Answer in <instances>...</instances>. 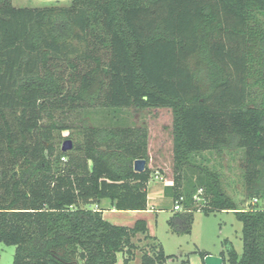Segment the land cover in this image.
<instances>
[{
  "label": "trees",
  "instance_id": "obj_1",
  "mask_svg": "<svg viewBox=\"0 0 264 264\" xmlns=\"http://www.w3.org/2000/svg\"><path fill=\"white\" fill-rule=\"evenodd\" d=\"M89 108L170 109L164 194L183 198L170 232L190 234L199 209L233 210L243 253L226 240L224 264H264V0H0V242L16 247L13 264H117L119 253L134 264L143 239L139 264H167L145 220L115 225L91 207L109 198L148 209L152 171L134 169L150 159L147 128L85 122L71 150L58 145L56 132L72 127L55 111ZM233 150L243 152V209L196 162Z\"/></svg>",
  "mask_w": 264,
  "mask_h": 264
},
{
  "label": "rangeland",
  "instance_id": "obj_2",
  "mask_svg": "<svg viewBox=\"0 0 264 264\" xmlns=\"http://www.w3.org/2000/svg\"><path fill=\"white\" fill-rule=\"evenodd\" d=\"M16 6L24 7H42L48 3H40L36 0H15ZM50 4V3H49ZM68 4V3H64ZM56 119L60 126L72 127L64 129L59 133L58 145L62 148L64 141L71 140L75 144L78 136L76 134L77 127L82 123H89L97 126L116 124L112 118L117 119L119 123L130 126L146 127L148 132V152L150 159L147 166L151 169V178L148 183L150 191L156 194L159 188L164 185L173 184V143H172V123L173 117L168 108H146L139 112L135 109H122L114 113L109 109H78L75 111H55ZM48 119L44 123H48ZM73 133V134H72ZM243 152L233 150L224 152L222 155L217 153L199 154L196 156V162L207 166L210 170L220 175L222 189L240 208H246L248 202L244 197L243 189ZM147 186V191H148ZM204 190H198L195 194L196 206L201 208L204 200ZM168 203L171 204L170 199ZM264 206V201L260 202ZM157 220L154 219L157 240L156 244H160L166 255L172 256L167 264H181L183 259L190 258V262L200 263V255L197 251H207L212 254L220 255L221 252L227 251L225 241L231 242L239 255L243 253V242L241 239L242 224L237 219L233 210L217 211L206 215L201 209L194 213V223L190 234H173L169 230L168 220L172 211L170 207H163ZM92 207V206H91ZM150 234V233H149ZM149 241H137L139 250L136 252L134 264L140 263V257L144 250L147 249ZM16 247L6 245L0 242V264H13ZM194 259H191V258ZM228 262L226 261V264ZM117 264H124L122 253L118 254Z\"/></svg>",
  "mask_w": 264,
  "mask_h": 264
},
{
  "label": "crops",
  "instance_id": "obj_3",
  "mask_svg": "<svg viewBox=\"0 0 264 264\" xmlns=\"http://www.w3.org/2000/svg\"><path fill=\"white\" fill-rule=\"evenodd\" d=\"M28 1H31V0H28ZM36 1L40 3L42 2V3H48V4L49 3L51 4L54 2H60L61 4H64L65 2L68 3L64 5H69L71 2V0H36ZM14 3H15V0H13V4ZM16 7H20V6H16ZM24 7H29V6H24ZM166 186L164 185V187L162 188L160 187L159 190H157L156 194H154V192H151L149 190L150 186H148L149 204H148V209L146 210H119L115 207V204H114L115 202L109 198L102 199L98 204L92 205V208L100 209L102 211L104 219L115 225L133 226L137 222V220L143 219L147 222L150 235L157 238V230H156L154 219L157 220L160 214V210H163V208L160 207V204L165 205L163 207H170V211H172V214L170 215V217L175 212L174 203L172 199L166 197L164 194V189ZM169 199L171 201V204L168 203ZM247 205H249V203H247ZM188 259H189V264H193L190 262L191 261L190 258ZM191 259H194V258L192 257ZM200 260H201L200 263L197 262L195 264H205L202 258Z\"/></svg>",
  "mask_w": 264,
  "mask_h": 264
},
{
  "label": "water",
  "instance_id": "obj_4",
  "mask_svg": "<svg viewBox=\"0 0 264 264\" xmlns=\"http://www.w3.org/2000/svg\"><path fill=\"white\" fill-rule=\"evenodd\" d=\"M73 148V143L71 140H66L64 141L62 145V150L69 151ZM147 165L146 159H136L134 162V169L135 171L142 172L145 170V167ZM224 258L219 255H214V254H207L204 258V263L205 264H224Z\"/></svg>",
  "mask_w": 264,
  "mask_h": 264
},
{
  "label": "built area",
  "instance_id": "obj_5",
  "mask_svg": "<svg viewBox=\"0 0 264 264\" xmlns=\"http://www.w3.org/2000/svg\"><path fill=\"white\" fill-rule=\"evenodd\" d=\"M200 190H202V189H200ZM195 198H197L196 196H195ZM182 200H183V198H180L178 201H176V203L174 204V210L175 211H182L183 210V207H182Z\"/></svg>",
  "mask_w": 264,
  "mask_h": 264
}]
</instances>
